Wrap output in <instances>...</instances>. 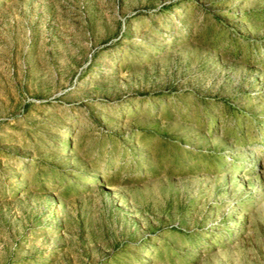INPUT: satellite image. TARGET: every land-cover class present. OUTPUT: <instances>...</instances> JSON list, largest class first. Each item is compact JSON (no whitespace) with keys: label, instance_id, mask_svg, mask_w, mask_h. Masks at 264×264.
Returning a JSON list of instances; mask_svg holds the SVG:
<instances>
[{"label":"rangeland","instance_id":"374dc122","mask_svg":"<svg viewBox=\"0 0 264 264\" xmlns=\"http://www.w3.org/2000/svg\"><path fill=\"white\" fill-rule=\"evenodd\" d=\"M0 264H264V0H0Z\"/></svg>","mask_w":264,"mask_h":264}]
</instances>
